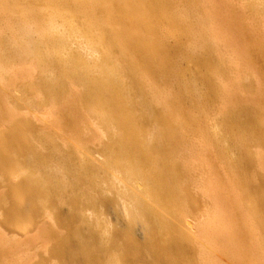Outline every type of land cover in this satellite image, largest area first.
<instances>
[{"label": "bare ground", "instance_id": "obj_1", "mask_svg": "<svg viewBox=\"0 0 264 264\" xmlns=\"http://www.w3.org/2000/svg\"><path fill=\"white\" fill-rule=\"evenodd\" d=\"M169 2L0 0V115H11L19 109L17 101L21 97L17 95L16 73L11 66L16 61L35 59L47 75L42 87L45 94L51 96L53 102L50 103L62 101L59 107L56 103L61 120L80 134L86 111L100 120L107 137L103 164H98L95 159L76 164L73 162L75 156L70 153L72 150L67 152L66 149L67 156L60 153L63 146L58 145L56 152L51 149L50 153L40 152L31 135V125L24 119L6 117L13 124L0 131V182L8 173L16 175V169L24 174L17 188L5 193L9 200V206L5 208L6 224H16L25 230L36 223L41 211L45 210L52 220L50 225L65 230V234H55L57 243L52 248V254L61 264H193L189 255L194 247L181 218H187L183 215L184 207H180L183 195L189 194L177 163L178 144L183 138L174 131L170 120L173 114L189 116V105L187 108L184 99L195 95L198 88V96L204 90H200L201 86L197 88L195 78L181 82L186 67L182 66V71L175 54L182 52V44L178 35L172 45L157 39L158 17L163 18L168 30L175 32V26L181 25L183 34L195 35L191 49L186 53L191 62L198 61L206 68L214 63L213 69L221 68V63L211 61L208 56L216 46L202 36L200 19L196 25L183 27L186 23L182 20L189 15L171 8ZM252 2H256V7L264 6V0ZM8 31L7 39L5 33ZM173 32L171 35L175 34ZM73 43H76V49ZM116 53L124 57L125 65L116 60ZM203 71L195 77L206 85L205 96L209 99L216 95L214 79L210 71ZM159 78L175 81L181 88L177 92L164 89V92L155 93L157 87L153 79ZM75 84L81 87V92H68L71 85L77 87ZM27 89H32V84ZM160 104L163 109L158 108ZM248 111L242 106L232 117L226 114L232 119L225 117L226 121L222 123V128L230 127L238 143L239 155L233 169H238V179L244 183L248 179L242 170L255 159L245 135H260L264 139V128ZM54 135L51 132L43 134L44 143L53 146ZM54 160H58L59 165ZM31 167L32 171L26 170ZM84 184L91 186L89 190L93 192H88V188L82 190L80 186ZM253 184L246 183L244 191L248 193L252 211L264 233V177ZM78 190L81 192H76ZM108 191L118 194L129 215L123 243L120 242L121 234H109L111 231L106 229L108 224L102 212L96 215L106 202L102 193ZM62 203L69 209L66 214H52L54 210L48 209L49 206L61 208ZM138 222L146 228L143 241L134 233ZM202 233L196 234L199 241L204 237ZM5 250L0 247V264L9 263L3 257Z\"/></svg>", "mask_w": 264, "mask_h": 264}, {"label": "rangeland", "instance_id": "obj_2", "mask_svg": "<svg viewBox=\"0 0 264 264\" xmlns=\"http://www.w3.org/2000/svg\"><path fill=\"white\" fill-rule=\"evenodd\" d=\"M169 1L171 8H177L187 16L189 15L183 18V23H186L185 25L182 24L183 27L196 25L197 20L200 19L204 31L202 36L209 41L211 40L213 46H216L208 56L211 61L221 63V68L213 69L214 63L206 68V66H201L198 61L191 62L189 58H186V53L191 49L195 35L193 33L183 34V28H180L181 25L175 26V32L171 29L168 30L169 27L162 20L163 18L158 17L157 39H161L167 45H172L176 42L175 36L178 35L179 43L182 44V52H177L176 56L174 55L181 65L178 64L182 71L184 67H186L184 70H187V72L184 71L185 75H182L183 80L181 82L193 81L192 79L195 78L197 88L201 86L200 90H204L201 91L202 94H199L200 97L198 96V93H200L198 88L195 95L184 99L187 108L189 105L187 109V111L189 110V116L177 117L176 114H173L170 120V125L173 126L174 131L178 132L183 138L182 142L178 144L180 154L179 157L177 156V163L181 169L180 177L183 182L185 181L184 183L189 191V194L183 195L180 206L184 207L183 211L185 213L183 215L187 218L186 220L184 217L181 218L186 226L188 236L192 239L191 246L194 247L189 257L194 260L193 264H209V262L212 264H264V233L259 228L254 211H252L248 193L244 191L246 183L260 182L264 177V139L260 135H245V138L247 137L249 140V149L255 159L253 163L246 165L242 170L245 172L248 181L246 183L240 182L238 169H233L235 158L239 155L238 143L233 138L230 127H228L229 129L223 127L225 130L222 128V123L226 121V118L232 119L229 118L230 115L226 116V114H231L230 117H232V114L237 113L239 109H242V106L246 107L249 110L248 113L254 115L261 127L264 128V6H254V3H256L252 2L254 0ZM1 20L2 17H0ZM126 27L129 29L128 26ZM170 32L175 34L171 35ZM8 34L9 31L5 33L7 39ZM74 46L76 49V43H73ZM115 58L120 60V63H124L123 65L127 63L124 57L121 58V54L116 53ZM38 64L35 59L33 61H16L13 65L11 64L12 70L18 75H15V83L17 81L16 88L19 89L17 95L21 97V100L17 101L18 110L13 111L11 115H0V131L13 124L7 121L8 117L24 119L31 125V135L34 136L36 146L40 147V152L50 153V149L56 152L55 150L59 145V147L63 146V152H61V148L60 153L66 156L69 154L67 152L72 150L70 153L76 158L72 161L76 164L91 159L97 160L98 164H103L106 158L103 147L107 142V137L101 126L102 123L94 115H89L84 111L85 119H88H84L80 134L67 126L61 120V114L58 110V107L62 105V101L60 99L58 102L56 101L58 103L57 107L56 103H52L51 96L45 94L47 92L43 89V83L47 79V75L45 70L39 68ZM200 70H208L210 76H213L216 95L210 97L211 100L210 98L206 99L205 95L208 92L207 88L205 89L206 85H202L195 77L197 74H201L199 73ZM42 72H44V75ZM186 78L188 80H185ZM163 80V78L153 79L157 87L155 93L164 92L165 90L177 92L181 88L179 85H175V81ZM31 84L32 89H27ZM37 84L39 86L36 87ZM75 85L78 88L71 85L68 92L73 93L74 91L73 94L81 92V87ZM73 88L76 89L73 90ZM203 94L204 97H201ZM193 96L199 98H193L197 102L192 100ZM196 104H198V107ZM193 105L194 107L191 108ZM161 106L160 104L158 108ZM176 121L178 123H175ZM149 130L147 129L148 133L151 132ZM47 132L55 134L53 146L44 143L42 135ZM229 158L230 160H228ZM233 158L235 160H232ZM57 161L54 160L59 165ZM26 170L32 171L33 168H26ZM15 173L16 175L8 173L5 180L0 182V247L1 249L6 248L3 257L8 259V264H61L52 254V248L57 243L55 234L58 236L65 234V230L50 225L52 220L45 210L41 211V214L39 213L40 216L36 219V223L25 230L16 224H6L5 208L9 206V200L6 198L5 193L17 188L18 183L24 179V174H21L17 169ZM80 187L82 190L88 188V192H93L92 189L89 190L91 186L86 187L84 184ZM76 192L80 193L81 191ZM108 192L102 193L106 202L103 203L101 208L99 207V214L96 215H100L102 212V217L108 224L106 229L108 232L111 231L109 234H115L116 232L121 234L120 242L123 243V236L128 232L129 215L121 205L122 201L120 197L118 198V194H115V191ZM108 200L112 202L108 204ZM61 205V208L58 209L50 206L48 209L54 210L52 214L54 212L68 213L67 205L65 203ZM91 212L88 213L91 214ZM186 221L196 224L190 225ZM138 223L134 233L138 239L143 241L146 238V228L142 222ZM84 227H87V225L85 224ZM198 229L201 230L197 231ZM197 232L203 234H201L202 237L204 236L202 241L197 239ZM206 235L207 237H205ZM202 242L206 245H203ZM257 243L258 245H256ZM205 246L206 249H204Z\"/></svg>", "mask_w": 264, "mask_h": 264}]
</instances>
